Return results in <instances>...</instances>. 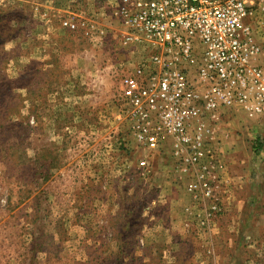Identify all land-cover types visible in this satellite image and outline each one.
<instances>
[{"label":"rangeland","instance_id":"374dc122","mask_svg":"<svg viewBox=\"0 0 264 264\" xmlns=\"http://www.w3.org/2000/svg\"><path fill=\"white\" fill-rule=\"evenodd\" d=\"M124 31L114 0H0V264H264V117L222 112L201 228L168 150L143 172L116 119Z\"/></svg>","mask_w":264,"mask_h":264},{"label":"built area","instance_id":"2783aa9c","mask_svg":"<svg viewBox=\"0 0 264 264\" xmlns=\"http://www.w3.org/2000/svg\"><path fill=\"white\" fill-rule=\"evenodd\" d=\"M114 14L129 49L116 119L149 151L138 161L143 172H153L149 154L168 150L186 190L205 201L198 221L209 228L220 211L226 169L216 124L231 109L264 117L254 23L264 14V0H114ZM117 139L125 145V138Z\"/></svg>","mask_w":264,"mask_h":264},{"label":"trees","instance_id":"16d2710c","mask_svg":"<svg viewBox=\"0 0 264 264\" xmlns=\"http://www.w3.org/2000/svg\"><path fill=\"white\" fill-rule=\"evenodd\" d=\"M152 173V172H151Z\"/></svg>","mask_w":264,"mask_h":264}]
</instances>
